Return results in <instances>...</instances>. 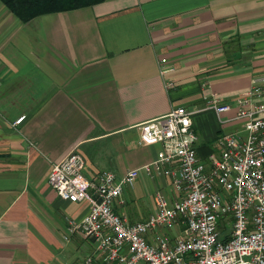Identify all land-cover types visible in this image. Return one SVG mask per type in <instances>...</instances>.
<instances>
[{
  "label": "crops",
  "instance_id": "0c3cea01",
  "mask_svg": "<svg viewBox=\"0 0 264 264\" xmlns=\"http://www.w3.org/2000/svg\"><path fill=\"white\" fill-rule=\"evenodd\" d=\"M261 75L264 0H105L27 22L0 1V264H82L95 252L70 230L90 202L59 196L53 163L77 150L86 177H121L161 149L139 143L138 125L179 105L195 111L209 161L223 134L245 131L237 106L217 112L208 99L233 103ZM158 190L178 194L170 177L141 173L118 212L147 219Z\"/></svg>",
  "mask_w": 264,
  "mask_h": 264
},
{
  "label": "built area",
  "instance_id": "2783aa9c",
  "mask_svg": "<svg viewBox=\"0 0 264 264\" xmlns=\"http://www.w3.org/2000/svg\"><path fill=\"white\" fill-rule=\"evenodd\" d=\"M160 63L163 74L172 70L166 58ZM263 98L261 75L233 103L208 99L207 108L217 112L237 106L245 131L223 134L221 151L211 153L209 161L195 147V111L179 105L138 125L139 143L161 149L154 160L121 177L110 170L86 177L85 159L77 150L53 163L48 182L59 196L90 202L81 220L70 219L72 232L95 242V252L82 264H264ZM143 172L170 177L178 194L170 200L158 190L156 211L131 222L117 205L124 202L125 186Z\"/></svg>",
  "mask_w": 264,
  "mask_h": 264
},
{
  "label": "trees",
  "instance_id": "16d2710c",
  "mask_svg": "<svg viewBox=\"0 0 264 264\" xmlns=\"http://www.w3.org/2000/svg\"><path fill=\"white\" fill-rule=\"evenodd\" d=\"M20 20L27 22L34 17L52 12L91 6L105 0H0Z\"/></svg>",
  "mask_w": 264,
  "mask_h": 264
}]
</instances>
